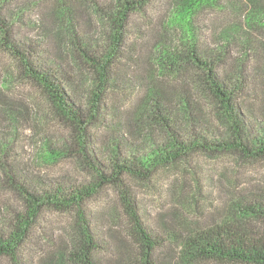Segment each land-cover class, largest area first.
<instances>
[{
    "label": "rangeland",
    "instance_id": "rangeland-1",
    "mask_svg": "<svg viewBox=\"0 0 264 264\" xmlns=\"http://www.w3.org/2000/svg\"><path fill=\"white\" fill-rule=\"evenodd\" d=\"M114 1L0 0L12 37L32 45L36 64L56 74L82 113L89 111L97 84L84 53L102 52L109 33L96 4L103 8ZM180 2L151 0L129 19L98 118L87 132L90 152L108 172L114 158L137 159L170 148L171 134L182 142L193 135L230 137V122L195 68L172 79L159 67L161 49L181 47L183 34L170 22ZM255 2L264 7V0H220L218 7L196 10L193 32L201 57L222 52L217 71L236 91L244 129L251 138L264 139V23L247 21ZM58 9L64 22L57 20ZM123 179V189L106 185L85 203L94 264L141 263L121 203L123 191L158 241L152 264H224L198 259L186 246L189 237L218 226L264 235V217L257 214L264 207L263 158L194 149L148 180L128 173ZM95 181V172L76 152L72 127L0 48V234L9 232L14 214L24 210L19 185L35 192L58 186L67 191ZM81 246L75 208L47 207L15 258L2 256L0 264H82L75 255Z\"/></svg>",
    "mask_w": 264,
    "mask_h": 264
},
{
    "label": "trees",
    "instance_id": "trees-1",
    "mask_svg": "<svg viewBox=\"0 0 264 264\" xmlns=\"http://www.w3.org/2000/svg\"><path fill=\"white\" fill-rule=\"evenodd\" d=\"M150 1L115 0L114 3L111 2L103 8L96 4V7L104 12L109 33L102 52L84 53L83 56L97 77V84L92 90L89 111L86 113H82L81 108L73 102L51 69L39 67L36 64L32 45L20 44L12 37L10 25L0 11V48L15 58L26 79L37 84L48 95L55 113L74 131L76 152L87 167L96 174L95 182L67 191L58 186L35 192L19 185L24 198V210L14 214L11 230L6 234H0V257L15 258L18 250L27 240L32 226L45 208L52 207L59 210L75 208L77 225L83 239V246L75 255L82 264H94L90 255L95 248V242L90 229L91 222L85 212V203L106 185L112 184L123 189L121 185L124 182V173L140 180H148L157 169L175 163L194 149L212 154L238 153L247 159H264V139L251 138L246 132L242 111L237 102H234L236 91L221 79L217 71L218 64L223 62L222 52L217 53L215 58H204L197 50L193 32V15L196 10L204 7H218L220 0H181L170 20L183 34L179 41L181 47L161 49L159 67L172 79L183 74L187 76L188 66L195 68L201 74V83L206 86L219 106V110L222 111V116L230 122V137L209 139L201 135H193L186 142H182L171 134L170 148L163 147L137 159L132 156L123 157L120 160L114 158L109 172L96 162L88 146V129L98 118L110 70L121 56L124 47L129 19L134 12L142 9ZM61 11L58 9L55 14L57 20L64 22ZM260 20L264 23V7L258 6L255 2L248 12L247 21L258 23ZM190 80L192 83L193 79L190 78ZM121 203L128 220L129 233L141 252L140 264H152L151 255L158 244L157 239L151 236L133 200L124 191L121 194ZM257 214L264 217V207L257 208ZM186 246L198 259L224 264H264V235L253 236L234 225L218 226L198 232L188 238Z\"/></svg>",
    "mask_w": 264,
    "mask_h": 264
}]
</instances>
